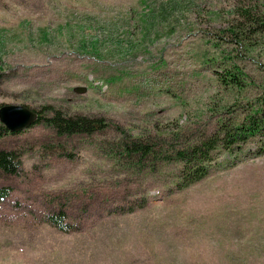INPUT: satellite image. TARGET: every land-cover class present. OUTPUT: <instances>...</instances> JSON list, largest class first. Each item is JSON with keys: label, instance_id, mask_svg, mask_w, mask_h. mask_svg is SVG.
Wrapping results in <instances>:
<instances>
[{"label": "rangeland", "instance_id": "rangeland-1", "mask_svg": "<svg viewBox=\"0 0 264 264\" xmlns=\"http://www.w3.org/2000/svg\"><path fill=\"white\" fill-rule=\"evenodd\" d=\"M251 1L264 4L0 0V106L52 104L136 135L178 123L210 131L224 106L246 107L264 84V42L224 33ZM234 64L248 77L244 91L218 80ZM114 135L59 139L36 124L0 136L22 161L16 175L0 171L10 189L0 199V264H264V156L176 190L174 163L133 175L107 158L97 140ZM56 195L77 230L43 220Z\"/></svg>", "mask_w": 264, "mask_h": 264}, {"label": "trees", "instance_id": "trees-1", "mask_svg": "<svg viewBox=\"0 0 264 264\" xmlns=\"http://www.w3.org/2000/svg\"><path fill=\"white\" fill-rule=\"evenodd\" d=\"M224 33L241 44L253 39L264 42V4L260 7L251 1L237 9L235 20L224 29ZM44 37L47 38L48 33ZM233 67V70L224 68L218 71V80L227 90H246L249 86L248 77L237 65ZM2 72L4 70L0 66V76ZM246 104V107L232 109L224 106V112L215 114L218 116L216 126L210 131L206 128L192 129L189 124L178 123L175 128L167 130L155 125V130L139 135L105 116L70 114L52 104L43 105L40 109L24 105L38 112L34 125H45L59 139L92 138L113 131V138L98 139L97 146L107 158L133 175L157 174L162 161L176 164L177 170L171 184L176 190H182L204 179L214 169L235 167L240 157L264 156V84ZM223 113L230 115L226 117ZM15 133L0 124V136ZM250 143L256 145L254 150L251 147L246 149ZM225 152H229L231 158L222 160L221 155ZM21 170L22 161L18 152L0 148V171L6 175H16ZM9 193V187H0V199L6 198ZM60 196L56 195L51 201L59 202L57 209L46 213L43 220L59 231L69 233L77 230L78 225L68 221V205Z\"/></svg>", "mask_w": 264, "mask_h": 264}, {"label": "water", "instance_id": "water-1", "mask_svg": "<svg viewBox=\"0 0 264 264\" xmlns=\"http://www.w3.org/2000/svg\"><path fill=\"white\" fill-rule=\"evenodd\" d=\"M38 119V112L24 104L0 106V121L10 132H21L32 127Z\"/></svg>", "mask_w": 264, "mask_h": 264}]
</instances>
